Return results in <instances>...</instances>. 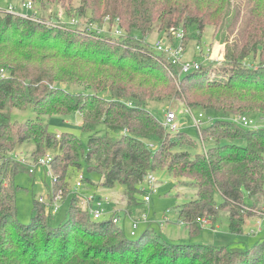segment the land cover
<instances>
[{
  "label": "trees",
  "instance_id": "trees-1",
  "mask_svg": "<svg viewBox=\"0 0 264 264\" xmlns=\"http://www.w3.org/2000/svg\"><path fill=\"white\" fill-rule=\"evenodd\" d=\"M35 1L45 5V0ZM83 1L77 10L81 17L87 8L95 11L93 6L103 4ZM155 5L154 0H118L110 8L106 3L102 15L108 14L112 22L117 19L125 32L121 39L68 23L47 27L0 11V67L9 70L0 78V264H264V239L239 251L203 243L173 244L146 228L132 240L112 215L93 219L87 209L75 205L74 195H69L67 215L56 226L51 224V210L37 198L30 221L22 224L17 219L14 176L24 170L33 177L29 166L14 155L24 143L34 146L33 162L48 150L55 152L49 196L62 190L66 200L68 178L85 165L100 176L96 186L123 188L125 215L133 217L144 202L140 195L145 175L165 168L196 189L195 197L178 210V219L190 229L206 219L213 226L224 211L228 230L240 233L253 215L249 209L264 196V125L244 126L233 118L246 115L256 123L264 119V32L227 43L220 67L209 61L180 74L142 39L155 21L163 30L181 27L183 40L187 29L196 37L203 24L190 16H156ZM95 12L86 20L99 22L102 15ZM249 58H258L257 65L247 63ZM168 71L176 74L177 84ZM61 83L82 85L85 92L72 93ZM170 97L213 112L212 126L202 128L215 141L206 152L192 155L182 148V136L186 147L197 145L181 130L168 132L148 110L149 101ZM12 108H31L36 118L14 122ZM73 111L81 115V129L89 134L85 152L77 135L63 132L58 137L43 119ZM224 126L231 131L222 132ZM82 181L92 182L87 177ZM216 192L221 203L215 201Z\"/></svg>",
  "mask_w": 264,
  "mask_h": 264
},
{
  "label": "rangeland",
  "instance_id": "rangeland-1",
  "mask_svg": "<svg viewBox=\"0 0 264 264\" xmlns=\"http://www.w3.org/2000/svg\"><path fill=\"white\" fill-rule=\"evenodd\" d=\"M32 1L37 19L34 20L39 23L47 25V27L61 28L64 24L74 27L71 23L73 18L81 21L84 27L86 24H94L104 31L105 34L111 35L116 26L115 20L108 14L102 15L106 12L105 4H115L118 0H103L100 7L90 10L87 8L86 16H79L78 8L84 4L83 0H45V5H41L35 0H0V7L7 8L13 6L21 13L28 14V10L23 7V2ZM155 7L152 9L154 15L165 14L175 19L185 18L190 16L202 22L203 28L199 30L196 37H193L191 32L187 29L186 39L183 40V57L184 61H196L200 64H206L210 61L215 67H220L224 63L225 48L227 43L234 40H241L248 34H256L260 36L264 32V0H154ZM92 12L97 13V16L102 15L99 22L88 21ZM99 18V17H98ZM106 18H109L106 19ZM183 22L180 21V25ZM153 30L149 32L143 42L155 51V42L159 39L168 43L175 42L176 45L180 41L173 40L170 35V29L163 30L160 21L154 22ZM174 29V28H173ZM178 29L182 30L181 27ZM121 33L124 29L119 27ZM183 31V30H182ZM125 33V32H124ZM184 33V31H183ZM113 39H119L112 36ZM226 39L227 41H224ZM199 47V50L196 49ZM259 59L249 58L247 63L257 65ZM0 68L8 69L7 66ZM9 70H6L5 74ZM169 72L173 83L177 84V76L175 73ZM8 74V73H7ZM6 74V75H7ZM216 76H221L220 71ZM72 93L85 92L82 85L61 83ZM148 110L163 124L165 121V114L168 111H173L176 114L177 123L180 126L182 133L188 135L192 141L197 145L196 147H186L188 142L183 136L181 142L182 148H186L192 155L195 153H204L210 144H215L214 138L203 134L202 128L207 125H212L214 115L208 109L201 107H187L181 99L170 97L169 99H162L160 101H149L147 105ZM191 111V112H190ZM202 117H199V114ZM11 120L14 122H24L29 118H36V114L31 108L18 109L12 108L9 112ZM254 114V113H252ZM193 115L198 122L199 127L193 121ZM236 116L233 118L236 120ZM47 122L49 131L52 133H73L77 135L82 143V149H87V142L89 134L83 132L81 129V115L73 111L69 114H52L43 117ZM257 120L258 125H264V119ZM230 128L220 127L222 132L231 131ZM209 129L208 131H210ZM151 148L155 145L149 143ZM34 149L33 145L20 144L16 147L14 155L19 161L27 164L33 162L31 153ZM55 156L53 150L46 152ZM50 166H37L33 168V177L27 171L19 170L14 176L13 182L16 187V204H17V219L22 224H27L32 215L33 199H39L41 196L47 199L50 190L53 186L52 176L50 174ZM157 178V183L153 190L147 189L149 194V201L138 204V208L134 210V216L125 215L126 201L123 197V188L116 184L111 189L104 191L100 185H95L100 181V176L94 172H88L84 165L79 171L72 173L68 178L66 188L68 198L65 200L62 193V200L58 202V210L52 214L51 224L56 226L64 220L68 212L70 202L69 195H74L80 209H87L91 205L90 212L98 210L107 219L110 215L119 218L118 225L124 230L127 238L137 240L144 229L151 230L153 235L159 236L162 240L171 242L173 244H188V243H203L213 245L216 247H227L229 250L245 251L251 249L257 242L264 239V196H260L255 202V206L249 209L253 215L246 219L240 233H231L228 230L227 215L224 211H220L215 219L213 226L210 221L206 219L203 224L199 225L196 230L190 229L188 226L180 222L178 219V210L186 202L193 199L196 195V189L183 184L186 181L185 177H174L169 175L165 168L153 171ZM90 178V181H82L81 186H76V181L79 176ZM8 183V181L6 182ZM95 183V184H93ZM145 188L142 183L141 188ZM143 195V194H142ZM140 195V198H142ZM92 196V197H91ZM92 198V203L85 199ZM215 201L221 203L222 198L219 192L215 194ZM244 201L250 204V198L244 193ZM87 203V205H86ZM116 212V213H115ZM91 215V214H90ZM145 215V219L142 216ZM92 217V215H91ZM133 218H138V226L135 229V235H131V224ZM259 222L261 224H259ZM262 227V228H260Z\"/></svg>",
  "mask_w": 264,
  "mask_h": 264
},
{
  "label": "built area",
  "instance_id": "built-area-1",
  "mask_svg": "<svg viewBox=\"0 0 264 264\" xmlns=\"http://www.w3.org/2000/svg\"><path fill=\"white\" fill-rule=\"evenodd\" d=\"M23 7L26 10H28V14L21 13V11H19V9H17L13 6H8L7 8H1L0 7V11L1 12H8V13H11V14L17 15V16L27 17V18L32 19V20L37 19L36 12H35L32 1L23 2ZM106 19L109 20V18H106ZM115 22H116V26H115L114 30L112 31L111 35H108V34H106V35H108L110 37L114 36L116 38L121 39V38L125 37V33L124 32L121 33V30H119L117 19L115 20ZM71 23L74 26H83L81 24V21H79L77 18H73L71 20ZM84 27L88 30L96 31L97 34H105L104 31L102 29H100V27H98L92 23L86 24V25H84ZM170 30H171L170 35L172 36L173 40L178 39L180 41V43L178 45H176L175 42L168 43L162 39H159L155 42V45H154L155 52L160 54L162 57H164L166 59L167 63L178 67V71L180 74L191 71L192 69H198L201 66L200 63H197L196 61H184L182 59V57H183L182 41L184 38L183 31L180 29H173V28H171ZM196 49L199 50V47L196 46ZM5 72H6V69L0 68V78L7 76L6 75L7 73L5 74ZM199 117H202L201 113L199 114ZM175 119H176V114L173 111L172 112L168 111L165 114V121L163 122V125L167 129L168 132L174 133V132H177L180 130V126L177 123V121H175ZM236 119L239 123H241L244 126H256V125H258V123H256V121L253 118L248 117L246 115H238ZM193 121L199 127L198 122H201V120H197L196 117L193 115ZM57 136L59 137V135H57ZM52 158H53V156L50 153H47L43 157L39 158L34 163L28 162L27 165L29 166L30 172H33V168H35L39 165L50 166V172H51L50 174L52 176L53 175V172L51 169ZM82 178H83V176H81V175L78 177V179L76 181L77 187L81 186ZM156 183H157V178L155 177L154 173L151 171L148 172L145 175L144 181H143L145 188L144 187L141 188L143 190L142 199L145 203L150 200L149 199L150 193L146 192L147 189H149L150 191L153 190ZM38 200L40 202L44 203L51 210V212L54 213L59 208L58 202L62 200V190H59L54 195L48 196L47 199H44V197L41 196ZM85 200L88 202L90 201L92 203V198L86 197ZM86 205H87V203H86ZM90 209H91V205L87 207V210L89 211V214L92 215L93 219L101 220L104 218L102 213L99 212L98 210L90 212ZM144 216L145 215H143L142 218L145 219ZM262 220L264 221V217L262 218ZM112 221L114 223H118L119 218L117 216L115 217V215H113ZM259 224H261V223L259 222ZM137 226H138V221L133 220L132 225H131L132 230L130 232L131 235H135V229L137 228Z\"/></svg>",
  "mask_w": 264,
  "mask_h": 264
},
{
  "label": "crops",
  "instance_id": "crops-1",
  "mask_svg": "<svg viewBox=\"0 0 264 264\" xmlns=\"http://www.w3.org/2000/svg\"><path fill=\"white\" fill-rule=\"evenodd\" d=\"M103 189H104V191H105L106 189H111V188H103ZM110 216H111V215H110ZM110 216H109V217H110ZM109 217H108V218H109ZM103 219H104V218H103ZM260 228H262V227H260Z\"/></svg>",
  "mask_w": 264,
  "mask_h": 264
}]
</instances>
